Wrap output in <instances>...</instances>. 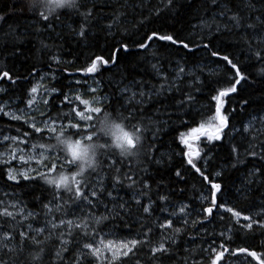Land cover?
<instances>
[{
    "label": "snow or ice",
    "instance_id": "obj_1",
    "mask_svg": "<svg viewBox=\"0 0 264 264\" xmlns=\"http://www.w3.org/2000/svg\"><path fill=\"white\" fill-rule=\"evenodd\" d=\"M17 2L19 12L27 11L34 20L31 27L37 34L48 33L52 38L54 33L57 39L75 40L79 45L89 40L90 30L95 26L99 32L92 38L103 33L106 41L109 38L114 41V46L107 57L91 54L86 66L78 69L83 79L63 86L68 92H64L63 87L45 89L42 105L49 111H41L39 117L33 114L41 104L37 97L42 87L39 83L27 90V99L21 101L25 105L23 109L17 105L15 112L6 111L8 106L0 105V115L12 121H23L31 130L21 134L17 129L18 135L14 136L0 133L3 135L0 144H10L11 160L18 158L25 168L15 170L9 166L11 161L4 159L5 154L0 153V162L7 166L6 180L16 186L21 181H42L41 187L52 193L47 202H42L43 193L36 197L41 210L28 211L26 215L19 200L6 203L5 198H0V264H43L53 242L56 247L49 264H165L166 261L204 264L205 259L208 264H231L233 260L240 264L253 261L264 264V252L258 254L254 248L230 246L235 230L251 234L252 239L261 237L259 246L264 248V191H261L264 189V87L259 89L258 107L253 111H247L252 104L248 98L237 101V107L229 110L226 105L231 97L238 96L245 84L255 86L256 81L251 79V73L244 71V65L222 53L213 43L225 33H239L248 65H259L256 75L264 81V0H200L199 4L197 0H190L187 5L180 0H160L154 7H149L150 0ZM178 6L197 12L204 7L206 15L211 11V18L200 17L188 38L153 29L133 40L127 28H119L128 10L135 14L139 9L141 15L145 10L148 12L133 26L138 32L153 18L170 13L178 15ZM65 16L71 20L70 24L64 22ZM4 19L5 15H0V21ZM9 35L12 37L10 55L23 56L21 37L26 33L12 31L5 38ZM129 40L146 54L144 59L150 57L156 61L150 67L154 78L161 81L159 85L130 77L127 68L121 70L120 54L131 51ZM155 42L183 49L191 56L204 51L217 65L207 75L214 77L217 85L223 78L227 86L210 90V94L215 93L211 94L214 109H209L210 116L201 114V119L197 120L192 115L196 93L207 86L203 79L205 66L193 63L189 67L185 60L172 67V62L168 61L166 69L159 49L149 52ZM49 47L41 42V48ZM49 61L50 70L53 64L61 63L59 55L51 56ZM221 67L223 72H220ZM112 68H117L119 79L113 76L108 81L111 92L100 87L101 80L93 79L89 84V79L99 75L101 69L111 71ZM37 74V69L33 68L29 77ZM29 77L16 76L9 70L0 72V84L7 85L0 87V93L6 94L22 86ZM44 79L46 77L41 76V80ZM52 79H56L55 75ZM74 86L75 92L72 91ZM60 97L57 105L55 100ZM63 108L68 111H62ZM52 109L61 110L53 116ZM237 112L248 117L240 122V127L232 123ZM174 121L179 122L183 131L175 140L179 151L170 153L167 159L171 161L179 156L183 167L172 171L165 166V154L157 156V153L160 136ZM237 136L241 137L240 142L233 143ZM33 137L45 142L32 144L31 150L26 152L28 141ZM226 143L228 152L217 163L214 150L223 148ZM32 160L38 165L35 169L26 167ZM248 163H251L250 168ZM154 166L164 167L167 182L165 174L158 180L155 178ZM161 167H156L157 173L161 172ZM242 167L247 171L234 177ZM185 170L200 183L198 190L193 188V192H199L194 198H184L187 189L174 186L187 184ZM256 193H260L258 205L252 199ZM173 196L177 197L176 201ZM5 197L11 199L7 193ZM232 199H244L261 210L244 214L231 206ZM41 213L43 224L33 227ZM224 213L232 218L226 229L209 232L205 226L213 224L218 214L220 224H224ZM5 222H8L7 228ZM197 226L203 232L195 231ZM121 232H125L127 238L115 239ZM157 232L160 235L154 240ZM189 232L193 234L187 236L186 242L212 238L208 248L199 249L207 254L200 261L195 259L192 249L185 248L184 254L179 255L180 241ZM25 252V259L20 260ZM241 257L246 260L241 261Z\"/></svg>",
    "mask_w": 264,
    "mask_h": 264
},
{
    "label": "trees",
    "instance_id": "obj_2",
    "mask_svg": "<svg viewBox=\"0 0 264 264\" xmlns=\"http://www.w3.org/2000/svg\"><path fill=\"white\" fill-rule=\"evenodd\" d=\"M160 0H150L149 7H154L159 4ZM190 0H180V3L187 5ZM197 3H200V0H197ZM259 7V4L257 5ZM20 4L17 0H0V15H5V19L0 21V72L4 70H9L10 73L20 76V77H29V74L32 72L33 68L37 69L38 74L34 77H29L26 83H23L22 86L14 87L13 90L5 93H0V105L8 104V108L16 109V106L19 105L20 108L25 105L21 103L22 100H26V92L33 85L39 83L42 85L40 90H44L50 87L61 88L64 85H67L69 81H74L77 79H83L82 73L78 71L86 66V61L88 57L95 53L97 55L103 54L105 57L108 56L110 50L114 46V41L110 38L106 41L105 35L101 33L96 38H92L93 35L99 32L98 27H93L90 30V37L88 41H81L78 45L75 40L65 41L62 39H57L56 34H51L52 38H49L48 33L37 34L35 30L31 27L34 23V20L31 18L30 14L25 11L23 14L19 12ZM16 10L13 13V10ZM66 11V10H65ZM107 11H111L108 9ZM129 14L127 17L121 22L119 25L120 30L127 28L129 30V34L132 36L133 40H138L141 35L145 32L150 33L153 29H160L162 32H172L174 34H178L181 38H188L189 34L192 33V26L198 24L200 22V17L205 16L204 7H201L199 12H197L193 8H189L185 6L184 8H179L178 6V15L167 14L161 16L159 18H153L152 22L149 24H145L143 27L139 28V31H135L134 25H136L137 21L143 19L144 16L148 15L147 10L143 12L141 15L139 9L133 14L131 10H128ZM206 18H211V11H209L206 15ZM63 20L66 24H70L71 20L68 19L67 16L63 17ZM108 21H104L103 23H107ZM79 21H77V26ZM15 31L17 33H26L21 39L23 40L22 50L23 56L12 57L10 55L12 48V37L9 35L6 37V34ZM59 32L60 30L57 29ZM114 31H117L114 29ZM239 33H225L223 36L217 37V40L213 43L221 48L222 53L228 54L233 58H236L241 65H244V71L251 73V79L256 81L255 86L243 85L240 89L239 95H233L230 101L227 103L226 107L230 110L232 107H237V101L248 98L252 101V104L247 109L248 112L253 111L258 107V101L261 93L259 89L264 87V81H262L257 75V69L259 65L251 64L248 65L245 55V45L242 41H239ZM119 39V36H117ZM48 44L50 47L47 49L41 48V42ZM130 45L131 51L129 53H121L120 59V68L123 70L127 68L128 73L131 76H136L137 78H143L145 80L150 81L152 84L159 85L161 81L154 78V75L151 70V63H156L155 60H152L150 57L148 59H144L145 53L136 49L135 45L132 43V40L128 41ZM8 47H5V45ZM163 42H155L152 45V49L149 50L151 52L154 49H159V55H161L164 59V67L167 69L169 67L168 61L172 62V67H175L176 62L187 61L189 67H192L193 63L204 65L205 76L203 79L205 80L206 87L199 93H196V103L193 106L192 115L195 116L197 120L201 119V114L205 117L210 116L212 113L209 109H214V102H211V93L210 90L215 87H226L227 84L224 82L223 78L221 79V83L217 85L215 83V78L210 77L207 74L216 69L217 65L209 60L208 54L204 51L198 52L195 56H191L186 54L183 49H177L175 47H167L162 46ZM255 47V45H254ZM53 55H59L61 63L59 65H52V69H49V58ZM224 69L221 67L220 72H223ZM71 75H68V74ZM117 68H112L111 71H105L101 69V73L99 75H95L89 79V84L92 83V80H101L103 83L100 87L105 92H111L112 89L108 85V81L116 76ZM55 75L56 79L53 80L52 76ZM41 76H45L46 79L41 80ZM116 79H119V76H116ZM0 87H7L5 84H0ZM64 92H68L69 89L67 87H63ZM73 92L76 91L75 86L72 89ZM46 97V95H45ZM86 99L88 97H85ZM59 99L55 100V103L59 105ZM61 109H52V115L55 116L56 112ZM43 112L49 111L48 108L43 107ZM62 111L67 112L68 108H63ZM246 115H242L239 112L233 117L232 123L236 127H240L241 121L247 120ZM17 129H19L22 134L24 131H31L27 128V125L23 124V121L16 122L10 120L9 117L0 115V133L3 135H18ZM183 131L182 128L179 127V122L174 121L173 125L167 126L166 132L162 134L159 138V152L165 154V166L171 168L172 171H175L176 167H183L181 158L179 156H175L171 161H168L167 156L170 153L178 152L179 149L175 142L176 137L179 132ZM3 135H0V141L3 138ZM241 140L240 136H237L233 143H239ZM29 141L42 143L45 142L41 140L39 137H33ZM0 144V153L3 150ZM244 149L241 148V152L243 153ZM228 152L227 143L223 148H217L214 150V154L217 157L216 162L220 163L221 158L225 156ZM174 166V167H173ZM156 167L154 166L152 169L153 175L158 180L161 174H165L166 182H167V174L165 173L164 167H161V172H156ZM251 167V163H248V168ZM215 170V169H213ZM247 171V168L242 167L239 173H234V177H239L243 172ZM6 172L7 166H5L2 162H0V198H5L7 203H11L15 200H19L21 206L25 209V215L28 211L36 212L41 210V204L37 203L36 197H39L41 193H43L44 200L42 202H47V200L51 199L52 193L50 191L45 190L41 182L29 183L25 181H21L19 186H16L13 182L6 180ZM185 175L188 177L187 184L181 183L179 185H174L175 187H184L187 191L184 194V198H194L199 195V192H193V188L197 190L200 187L199 180L193 177L187 170H185ZM231 183V181H229ZM155 187V185H153ZM261 191H264L262 189ZM9 194L11 199L5 197V194ZM12 194H15L12 196ZM173 201L177 200L176 196L172 197ZM255 204H260V193H256L254 197H252ZM231 206H234L237 210H242L244 214H248L249 212L255 213L260 211L259 207H253L249 202L244 199H232L230 202ZM225 221L224 224H220L219 222V214L217 215L216 220L213 224L206 225L205 227L211 231H215L219 233L222 229H226L227 225L231 222L230 214L224 213ZM44 222L43 213L39 218V222L35 223L33 227H40ZM215 225V227H214ZM4 227H8V222H5ZM107 231V230H106ZM136 229H133V233H135ZM195 231L203 232V229H200L197 226ZM193 234L192 232L186 233L184 239L180 241V250L179 255L184 254V249H192L194 251V256L197 261H200L202 257L206 256V253L200 252V248H208L212 243V238L202 237L201 239H197L194 243L186 242L187 236ZM160 233L157 232L153 239H157ZM113 237H109L112 239ZM115 239H126L127 234L125 232H121L117 234ZM18 239V237H17ZM262 238L257 236L255 239H252L251 234H246L243 231H233L232 233V244L231 247H249L254 248L257 253L264 252V248L259 246L260 240ZM207 241V242H203ZM220 243L219 237L216 238V244ZM56 242H53L52 245L49 246V254L44 257L43 264H49L52 259L51 252L55 251ZM27 252L20 257V260H24ZM250 259V258H247ZM245 257H241V261H245ZM165 264H174V261H166ZM204 264H208V260H204ZM231 264H240V261H231ZM252 264H256L255 261Z\"/></svg>",
    "mask_w": 264,
    "mask_h": 264
},
{
    "label": "rangeland",
    "instance_id": "obj_3",
    "mask_svg": "<svg viewBox=\"0 0 264 264\" xmlns=\"http://www.w3.org/2000/svg\"><path fill=\"white\" fill-rule=\"evenodd\" d=\"M45 95L46 94H45L44 90L38 89L37 97L41 100V104L37 108H35L33 110V114L36 115L37 117H39V113L43 110L42 99L46 98ZM4 105L8 106V104H4ZM23 108L24 107H22L21 109H23ZM5 110L6 111H12V112L16 111V109H12V108H8V107H6ZM45 135H47V134H45ZM8 136H13V135H8ZM2 139H1V141H2ZM34 143H36V142L28 141V148L26 149V152L31 150V145L34 144ZM20 147H23V146L20 145ZM1 148H3V150H4V151L1 152V153L5 154L4 155V159H8V160L11 161L9 166L13 167L15 170H18V171H24L25 170V168L21 167V162L18 160V158L15 161L11 160V152L9 150L10 149V144L9 143H3L1 145ZM26 159H27V156H26ZM26 167L35 169V168L38 167V165L35 163V160H32ZM40 170H43V168H41ZM6 203H7V200H6ZM10 210H12V209H10ZM14 211H19V209H15Z\"/></svg>",
    "mask_w": 264,
    "mask_h": 264
}]
</instances>
